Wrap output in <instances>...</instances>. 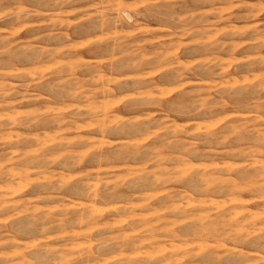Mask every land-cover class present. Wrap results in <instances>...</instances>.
Segmentation results:
<instances>
[{
	"label": "rangeland",
	"instance_id": "rangeland-1",
	"mask_svg": "<svg viewBox=\"0 0 264 264\" xmlns=\"http://www.w3.org/2000/svg\"><path fill=\"white\" fill-rule=\"evenodd\" d=\"M263 58L264 0H0V264H264Z\"/></svg>",
	"mask_w": 264,
	"mask_h": 264
},
{
	"label": "bare ground",
	"instance_id": "bare-ground-1",
	"mask_svg": "<svg viewBox=\"0 0 264 264\" xmlns=\"http://www.w3.org/2000/svg\"><path fill=\"white\" fill-rule=\"evenodd\" d=\"M99 3H100V2H99ZM217 4H218V3H217ZM225 5H226V4H225ZM255 5H256V4H255ZM113 6H114V5H113ZM195 8H196V7H195ZM217 11H218V10H217ZM38 12H39V11H38ZM17 13H18V12H17ZM29 13H30V12H29ZM239 13H240V12H239ZM18 14H19V13H18ZM26 14H27V13H26ZM201 14H202V13H201ZM19 15H20V14H19ZM126 16H127L128 20H129V19L132 18L133 15L131 16L129 13H127ZM227 16H228V15H227ZM228 17H229V16H228ZM228 19H229V18H228ZM130 22H131V21H130ZM133 22H134V21H133ZM206 22H207V21H206ZM139 29H140V28H139ZM186 29H187V28H186ZM195 29H196V28H195ZM202 29H204V28H202ZM238 29H239V28H238ZM258 29H259V28H257V30H258ZM116 31H117V30H116ZM184 31H185V30H184ZM186 31H187V30H186ZM172 33H173V32H172ZM205 36H206V35H205ZM260 40H261V39H260ZM172 41H173V40H172ZM203 41H204V40H203ZM242 41H243V40H242ZM262 41H263V40H262ZM168 42H169V41H168ZM240 42H241V41H240ZM10 44H11V43H10ZM64 44H65V43H64ZM236 44H237V43H236ZM247 46H248V45H247ZM233 49H234V48H233ZM164 50H165V49H164ZM57 52H58V51H57ZM41 53H42V52H41ZM161 53H162V52H161ZM50 54H51V53H50ZM113 54H114V53H113ZM155 54H156V53H155ZM163 54H164V53H163ZM40 55H41V54H40ZM153 55H154V54H153ZM167 55H168V54H167ZM159 59H160V58H159ZM263 59H264V58H263ZM86 63H87V62H86ZM247 66H248V65H247ZM225 71H227V70H225ZM254 74H255V73H254ZM179 75H180V74H179ZM91 76H92V75H91ZM228 76H229V75H228ZM260 76H261V75H260ZM252 77H253V76H252ZM74 78H75V76H74ZM93 78H94V77H93ZM110 78H111V77H110ZM174 78H175V77H174ZM254 78H255V77H254ZM76 79H77V77H76ZM236 79H237V78H236ZM93 80H94V79H93ZM98 80H100V79H98ZM226 81H227V80H226ZM226 81H225V82H226ZM95 82H96V80H95ZM97 82H98V81H97ZM200 82H201V81H200ZM211 82H212V81H211ZM227 84H228V83H227ZM258 85H259V84H258ZM5 86H6V85H5ZM262 86H263V85H262ZM80 87H81V86H80ZM107 87H108V86H107ZM59 88H61V87H59ZM86 88H87V87H86ZM90 88H91V87H90ZM102 88H104V87H102ZM206 88H207V87H206ZM258 88H259V87H258ZM258 88H257V89H258ZM261 88H262V87H261ZM1 89H2V88H1ZM108 89H109V87H108ZM108 89H107V90H108ZM110 89H111V88H110ZM78 90H79V89H78ZM112 90H113V89H112ZM17 91H18V90H17ZM102 91H103V90H102ZM113 91H114V90H113ZM108 92H109V91H108ZM108 92H107V94H108ZM33 93H35V92H33ZM76 93H77V92H76ZM5 94H6V93H5ZM91 95H92V94H91ZM103 95H104V94H103ZM37 96H38V95H37ZM19 97H20V96H19ZM43 97H44V96H43ZM146 97H147V96H146ZM211 97H212V96H211ZM2 98H4V96H3ZM15 98H16V97H15ZM202 98H204V97H202ZM26 99H27V98H26ZM19 100H20V99H19ZM97 100H98V99H97ZM201 100H202V99H201ZM204 100H205V99H204ZM244 100H245V99H244ZM3 101H4V100H3ZM21 101H22V100H21ZM21 101H20V102H21ZM18 102H19V101H18ZM100 102H101V101H100ZM13 103H14V102H13ZM13 103H12V104H13ZM38 103H39V102H38ZM14 104H15V103H14ZM201 104H203V103H201ZM221 104H222V103H221ZM9 105H10V104H9ZM208 105H210V104H208ZM217 105H218V104H217ZM12 106H15V105H12ZM107 106H108V105H107ZM98 107H99V106H98ZM109 107H110V105H109ZM99 108H100V107H99ZM105 108H107L106 105H105ZM101 109H104V107L101 108ZM107 109H108V108H107ZM107 109H104V112H105ZM112 109H113V108H112ZM112 109H111V110H112ZM95 110H96V109H95ZM93 112H94V111H93ZM59 113H60V112H59ZM90 114H91V113H90ZM111 114H112V113H111ZM94 115H95V114H94ZM97 115H99V114H97ZM207 115H208V114H207ZM209 115H210V114H209ZM214 115H216V114H214ZM95 116H96V115H95ZM61 117H62V116H61ZM61 117H60V118H61ZM105 117H106V116H105ZM105 117H104V120L106 119ZM244 117H245V116H244ZM258 117H259V116H258ZM57 118H58V117H57ZM93 118H94V117H93ZM97 118H98V117H97ZM97 118H96V119H97ZM102 118H103V117H102ZM245 118H246V117H245ZM250 118H251V117H250ZM256 118H257V117H256ZM15 119H16V117H15ZM18 119H19V118H18ZM58 119H59V118H58ZM58 119H56V120H58ZM100 119H101V118H100ZM100 119H99V120H100ZM234 119H235V118H234ZM257 119H258V118H257ZM261 119H262V118H261ZM19 120H20V119H19ZM61 120H62V119H61ZM66 120H67V119H66ZM101 120H103V119H101ZM245 120H246V119H245ZM252 120H253V119H252ZM68 121H69V120H68ZM236 121H237V120H236ZM241 121H242V120H241ZM248 121H249V120H248ZM261 121H262V120H261ZM18 122H19V121H18ZM20 122H21V121H20ZM71 122H72V121H71ZM249 122H250V121H249ZM29 123H31V122H29ZM62 123H63V122H62ZM62 123H61V124H62ZM69 123H70V122H69ZM245 123H246V122H245ZM15 124H16V123H15ZM15 124H14V125H15ZM24 124H25V123H24ZM88 124H89V123H88ZM2 125H3V124H2ZM25 125H26V124H25ZM231 125H232V124H231ZM239 125H240V124H239ZM0 126H1V124H0ZM57 126H58V125H57ZM100 126H101V125H100ZM254 126H255V125H254ZM2 127H3V126H2ZM8 127H9V126H8ZM8 127H7V128H8ZM18 127H19V126H18ZM35 127H36V126H35ZM44 127H45V126H44ZM250 127H251V126H250ZM255 127H256V126H255ZM255 127H254V128H255ZM257 127H258V126H257ZM263 127H264V126H263ZM42 128H43V127H42ZM225 128H226V127H225ZM230 128H231V127H230ZM247 128H249V127H247ZM2 129H3V128H2ZM2 129H1V131H2ZM4 129H5V128H4ZM39 129H40V128H39ZM227 129H228V127H227ZM244 129H245V128H244ZM244 129H243V130H244ZM251 129H252V128H251ZM263 129H264V128H263ZM238 130L240 131V129H238ZM243 130L241 129V131H243ZM256 130H257V129H256ZM75 131H76V130H75ZM210 131H213V130H210ZM245 131H247V130L245 129ZM261 131H262V130H261ZM263 131H264V130H263ZM2 132H3V131H2ZM61 132H63V131H61ZM153 132H154V131H153ZM230 132H231V131H230ZM236 132H237V131H236ZM224 133H226V132H224ZM224 133H223V138H224ZM227 133H228V132H227ZM242 133H243V132H242ZM221 134H222V133H221ZM247 134H249V132H248ZM260 134H261V133H260ZM212 135H214V134L212 133ZM218 135H219V134H218ZM221 136H222V135H221ZM221 136H220V138H221ZM20 137H21V136H20ZM215 137L217 138V136H215ZM253 137H254V136H253ZM263 137H264V134H263ZM218 138H219V137H218ZM236 138H237V137H236ZM23 139H24V138H23ZM210 139H211V137H210ZM213 139H214V137H213ZM237 139H238V138H237ZM21 140H22V138H21ZM80 140H81V139H80ZM80 140H79V141H80ZM182 140H183V139H182ZM211 140H212V139H211ZM232 140H233V139H232ZM239 140H240V139H239ZM217 141H218V140H217ZM219 141H220V140H219ZM258 141H259V140H258ZM174 142H175V141H174ZM263 143H264V141H263ZM239 146H240V145H239ZM248 146H249V145H248ZM261 147H262V146H261ZM235 148H236V147H235ZM253 148H254V147H253ZM18 149H20V148H18ZM184 149H185V148H184ZM186 149H187V147H186ZM259 150H260V149H259ZM215 151H218V150H215ZM227 151H228V150H227ZM263 151H264V150H263ZM251 153H252V152H251ZM258 153H259V152H258ZM260 153H261V151H260ZM252 154H253V153H252ZM262 154H263V153H262ZM262 154H261V155H262ZM239 155H240V154H239ZM256 155H257V152H256ZM256 155H255V156H256ZM252 156H253V155H252ZM256 157H257V156H256ZM253 158H254V157H253ZM259 158H260V157H259ZM259 158H258V159H259ZM180 159H181V158H180ZM183 159H184V158H183ZM183 159H182V160H183ZM213 160H214V159H213ZM253 160H254V159H253ZM263 160H264V159H263ZM180 161H181V160H180ZM173 162H174V161H173ZM224 162H225V161H224ZM255 162H256V160H255ZM180 163H181V162H180ZM180 163H179V164H180ZM251 163H252V162H251ZM258 163H259V162H258ZM177 164H178V163H177ZM224 164H225V163H224ZM256 164H257V163H256ZM256 164H255V165H256ZM263 165H264V164H263ZM230 166H231V165H230ZM230 166H229V167H230ZM259 166L261 167V165H259ZM193 167H194V166H193ZM213 167H214V166H213ZM225 167H226V166H225ZM225 167H224V168H225ZM231 167H232V166H231ZM262 167L264 168V166H262ZM205 169H207V168H205ZM12 170H13V169H12ZM208 170H209V169H208ZM262 170H263V169H262ZM24 171H25V170H24ZM224 171H226V169H225ZM228 171H229V170H228ZM260 171H261V170H260ZM263 171H264V170H263ZM218 172H219V171H218ZM218 172H217V173H218ZM255 172H256V171H255ZM261 172H262V171H261ZM207 173H209V172H207ZM13 174H14V173H13ZM17 174H18V173H17ZM17 174H15L16 177H17V176H19V177L22 176V175L20 176V175H17ZM21 174H22V173H21ZM23 174H24V173H23ZM27 174H28V173H26V175H27ZM213 174H214V173H213ZM258 174H260V172H259ZM26 175H23L24 178H25ZM209 175H210V174H209ZM209 175H208V176H209ZM245 175H246V174H245ZM261 175H262V174H261ZM261 175H260V176H261ZM166 176H167V175H166ZM214 176H215V175H214ZM222 176H223V175H222ZM222 176H221V177H222ZM225 176H226V175H224V177H225ZM248 176H249V175H248ZM12 177H13V176H12ZM204 177H205V176L202 175V178H204ZM224 177H222V178H224ZM244 177H245V176H244ZM250 177H251V176H250ZM213 178H214V177H213ZM219 178H220V177H219ZM246 178H247V177H246ZM258 178H259V175H258ZM16 179H17V178H16ZM157 179H158V178H157ZM235 179H236V178H235ZM19 180H20V179H19ZM205 180H207V179L205 178ZM205 180H204V183L206 182ZM213 180H214V179H213ZM254 180H255V179H254ZM262 180H263V179H262ZM21 181H22V180H21ZM196 181H197V180H196ZM217 181H218V180H217ZM223 181H224V179H223ZM263 181H264V180H263ZM194 182H195V181H194ZM260 182L263 183L262 181H260ZM196 183H197V182H196ZM213 183H214V182H213ZM219 183H221V182H219ZM257 183H258V182H257ZM207 184H208V183H207ZM248 184H249V183H248ZM251 184H254V183L251 182ZM258 184H259V183H258ZM249 185H250V184H249ZM261 185H262V184H261ZM7 186H8V185H7ZM206 186H207V185H206ZM208 186H210V185H208ZM242 186H243V185H242ZM26 187H27V186H22L21 191L25 190ZM218 187H219V186H218ZM258 187H259V186H258ZM258 187H257V188H258ZM4 188H6V187H4ZM204 188H205V187H203V189H204ZM234 188H235V187H234ZM260 188H261V187H260ZM220 189H222V188H220ZM229 189H230V188H229ZM238 189H239V188H238ZM262 189H263V188H262ZM262 189H261V190H262ZM224 190H225V189H224ZM230 190H231V189H230ZM256 190H257V189H256ZM259 190H260V189H259ZM3 191H4V190H3ZM3 191H2V192H3ZM6 191H7V190H6ZM10 191H11V190H10ZM203 191H205V189H204ZM232 191H233V190H232ZM263 191H264V189H263ZM0 192H1V190H0ZM4 192H5V191H4ZM205 192H207V191H205ZM255 192H256V191H255ZM259 192H260V191H259ZM17 193H18V192H17ZM6 194H7V193H6ZM11 194H12V193H11ZM178 194H179V193H178ZM181 194H183V193H181ZM191 194H192V193H191ZM12 195H14V194H12ZM16 195H17V194H16ZM20 195H21V194H20ZM227 195H228V194H227ZM230 195H232V194H230ZM236 195H237V194H236ZM183 196H184V195H183ZM1 197H2V196H1ZM1 197H0V199H1ZM194 197H195V196H194ZM208 197H209V196H208ZM4 198H5V197H4ZM201 198H202V197H201ZM235 198H236V197H235ZM205 199H206V198H205ZM231 199H232V198H231ZM233 199H234V198H233ZM262 199H263V197H262ZM6 200H7V199H6ZM185 200H186V199H185ZM196 200H197V199H196ZM199 200H200V199H199ZM201 200H202V199H201ZM201 200H200V201H201ZM203 200H204V199H203ZM238 200H239V202L242 201V200H240V198L237 199V202H238ZM260 200H261V199H260ZM11 201H13V200H11ZM171 201H172V200H171ZM171 201H170V202H171ZM192 201H193V200H192ZM230 201H231V200H230ZM235 201H236V200H234V202H235ZM2 202H3V201H2ZM170 202H169V203H170ZM196 202H197V201H196ZM204 202L206 203V200H205ZM210 202H212V201L210 200ZM231 202H232V201H231ZM16 203H17V202H16ZM16 203H15V204H16ZM189 203H190V202H188L187 204L189 205ZM200 203L202 204V202H200ZM200 203H197V204L199 205ZM9 204H10V203H9ZM173 204H174V203H173ZM175 204L177 205L178 203H175ZM182 204H183V203H181V205H182ZM190 204H191V203H190ZM195 204H196V203H195ZM201 204H200V205H201ZM3 205H4V204H3ZM3 205H2V207H3ZM5 205H6V204H5ZM176 205H175V206H176ZM203 205H204V203H203ZM208 205H209V204H208ZM12 206H13V205H12ZM15 206H16V205H15ZM171 206H172V205H171ZM177 206H178V205H177ZM191 206H192V205H191ZM212 206H213V205H212ZM28 207H29V204H28ZM0 208H1V207H0ZM236 208H237V210H238V207H236ZM236 208H234V209H236ZM247 208H248V207H247ZM32 209H33V208H32ZM32 209H31V210H32ZM201 209H202V208H201ZM234 209H233V210H234ZM242 209H243V208H242ZM51 210H52V209H51ZM92 210H93V209H92ZM174 210H175V209H174ZM230 210H231V209H230ZM230 210H229L228 213H230ZM237 210H235V211H237ZM244 210H245V208H244ZM244 210H243V211H244ZM67 211H68V210H67ZM95 211H96V210H95ZM95 211H94V212H95ZM157 211H158V210H157ZM208 211H209V210H208ZM238 211H239V210H238ZM238 211H237L236 213H238ZM250 211H251V210H250ZM250 211H249V209H248V212H249V213H250ZM90 212H91V211H90ZM159 212H160V211H159ZM189 212H190V211H189ZM201 212L203 213V211H201ZM244 212H245V211H244ZM246 212H247V210H246ZM253 212H254V210H253ZM62 213H63V212H62ZM92 213H93V212H92ZM95 213H97V211H96ZM197 213H198V212H197ZM202 213H200V211H199L198 214L201 215ZM208 213H209V212H208ZM240 213H241V212H240ZM251 213H252V211H251ZM80 214H82V213H80ZM90 214H91V213H90ZM231 214H232V213H231ZM234 214H235V213H234ZM234 214H233V215H234ZM238 214H239V213H238ZM245 214H246V213H245ZM76 215H77V214H76ZM76 215H75V216H76ZM202 215L204 216V215H206V214L203 213ZM211 215H212V214H211ZM211 215H210V216H211ZM233 215H230V214H229L230 217H233ZM236 215H237V214H236ZM246 215H247V214H246ZM254 215H255V213H254ZM254 215H253V213H252L251 218H252V216H254ZM10 216H12V215H10ZM61 216H62V214H61ZM75 216H74V217H75ZM80 216H81V215H80ZM194 216H195V215H194ZM234 216H235V215H234ZM257 216H258V215L256 214L254 217H257ZM139 217H140V216H139ZM142 217H144V216H142ZM188 217H190V216H188ZM230 217H228V218H230ZM249 217H250V216H249ZM249 217H247V218H249ZM133 218H134V217H133ZM193 218H194V217H193ZM220 218H221V217H220ZM234 218H235V217H233V219H234ZM75 220H76V219H75ZM200 220H201V219H200ZM235 220H236V219H235ZM246 220H247V219H246ZM250 220H251V219H249L248 221H250ZM252 220H253V219H252ZM87 221H88V220H87ZM227 221H228V220H227ZM229 221H230V220H229ZM236 221H237V220H236ZM88 222H89V221H88ZM242 222H243V221H242ZM240 223H241V222H240ZM243 223H245V221H244ZM238 224H239V223H238ZM254 224H255V223H254ZM241 225H242V224H241ZM207 226H208V225H207ZM22 227H23V226H22ZM22 227H21V228H22ZM190 227H191V226H190ZM210 227H211V226H210ZM23 228H24V227H23ZM199 228H200V227H199ZM199 228H198V229H199ZM238 228H239V227H238ZM199 230H200V229H199ZM202 230H203V228H202ZM202 230H201V231H202ZM235 230H236V229H235ZM235 230H234V231H235ZM240 230H241V229H240ZM191 231H192V229H191ZM236 232H237V231H236ZM241 232H242V231H241ZM177 233H178V232H177ZM177 233L174 232V234H177ZM193 233H195V232H193ZM199 233H200V232H199ZM232 233H233V232H232ZM7 234H8V233H7ZM197 234H198V233H197ZM240 234H241V233H240ZM0 235H2V234H0ZM155 235H156V234H155ZM172 235H173V234H172ZM207 235H208V234H207ZM180 236H181V235H180ZM191 236H192V235H191ZM152 237H153V236H152ZM174 237H175V236H174ZM184 237H185V236H184ZM212 237H213V236H212ZM4 238H6V237H4ZM153 238H154V237H153ZM176 238H177V237H176ZM8 239H9V238H8ZM12 239H13V238H12ZM14 239H15V238H14ZM14 239H13V240H14ZM136 239H137V238H136ZM150 239H152V238H150ZM156 239H157V238H156ZM146 240H147V239H146ZM152 240H153V239H152ZM196 240H197V239H196ZM196 240H195V241H196ZM201 240H202V239H201ZM9 241H10V240H9ZM11 241H12V240H11ZM14 241H15V240H14ZM72 241H73V240H72ZM168 241H169V240H168ZM182 241H183V240H182ZM185 241H187V240H185ZM191 241H192V240H191ZM16 242H18V241H16ZM176 242H177V241H176ZM189 242H190V241H189ZM192 242H194V241H192ZM200 242H204V240H203V241H200ZM78 243H80V242H78ZM157 243H158V242H157ZM160 243H161V242H160ZM181 243H182V242H181ZM184 243L187 244L188 241H187V242H184ZM190 243H191V242H190ZM206 243H208V242H206ZM138 244H139V243H138ZM169 244H172V243H169ZM186 244H185V245H186ZM188 244H189V243H188ZM194 244L196 245V243H194ZM198 244H199V243H198ZM198 244H197V245H198ZM200 244H201V243H200ZM83 245H84V244L82 243V246H83ZM149 245L153 246L152 244H149ZM156 245H157V244H156ZM165 245H166V244H165ZM172 245L174 246V248H172L171 250H174L175 248H176V249L179 248V247H175L176 245H179V244H172ZM219 245H220V244H219ZM68 246L70 247V245H68ZM75 246H76V243H75ZM157 246H158V245H157ZM159 246H161V245H159ZM166 246H167V245H166ZM166 246H165V247H166ZM181 246H182V245H181ZM210 246H211V245H210ZM17 247H18V246H17ZM17 247H16V248H17ZM71 247H72V246H71ZM73 247H74V246H73ZM73 247H72V248H73ZM76 247H77V246H76ZM170 247H172V246H170ZM182 247H183V246H182ZM185 247H186V246H185ZM219 247L221 248L222 246H219ZM60 248H61V247H60ZM145 248H146V247H145ZM147 248H148V247H147ZM161 248H162V246H161ZM161 248L159 247V250H163V251L165 250V249H161ZM163 248H164V247H163ZM168 248H169V246H168ZM168 248L166 247V249H168ZM200 248H203V247H202V244H201ZM204 248H205V247H204ZM9 249H12V248H9ZM9 249H8V250H9ZM13 249H14V248H13ZM73 249H75V247H74ZM143 249H144V248H143ZM169 249H170V248H169ZM169 249H168V250H169ZM216 249H217V248H216ZM14 250H16V249H14ZM19 250H20V251H19V254H20L21 249H19ZM145 250H146V249H145ZM178 250H179V249H178ZM186 250H187V249H186ZM22 251H23V250H22ZM147 251H148V250H147ZM150 251H151V250H150ZM165 251H166V250H165ZM184 251H185V249H184ZM141 252H142V251H141ZM156 252H157V251H156ZM161 252H162V251H161ZM6 253H7V252H6ZM6 253H5V254H6ZM52 253H53V252H52ZM142 253H143V252H142ZM158 253H159V251H158ZM50 254H51V253H50ZM60 254H61V253H59L58 255L60 256ZM66 254H67V253H66ZM145 254H146V255H149V256L151 255L150 253L147 254L146 251H144V254H143V255H145ZM154 254H155V252H154ZM154 254H153V255H154ZM183 254H184V253H183ZM15 255H16V254H15ZM17 255H18V254H17ZM211 255H212V254H211ZM20 256H22V255H20ZM20 256H19V257H20ZM61 256H62V255H61ZM175 256H176V255H175ZM180 256H181V255H180ZM216 256H217V255H216ZM261 256H262V255H261ZM5 257H7V256L5 255ZM19 257H18V258H19ZM68 257H69V256H68ZM173 257H174V255H173ZM181 257H182V256H181ZM218 257H219V255H218ZM22 258H23V256H22ZM61 258H62V259H61V262H62V261H65V259H66V262L72 261L71 259H69V258H67V257L65 258V257L62 256ZM160 258H161V257H160ZM216 258H217V257H216ZM262 259H263V258H262ZM26 260H27V258H26ZM30 260H31V259H30ZM181 260H182V259H181ZM32 261H33V260H32ZM175 261H180V260H178V257H177V260L175 259V260H174V263H175ZM236 261H237V260H236ZM249 261H250V260H249ZM33 262H34V261H33ZM21 263H22V262H21ZM15 264H16V263H15ZM144 264H145V263H144ZM170 264H171V263H170Z\"/></svg>",
	"mask_w": 264,
	"mask_h": 264
}]
</instances>
